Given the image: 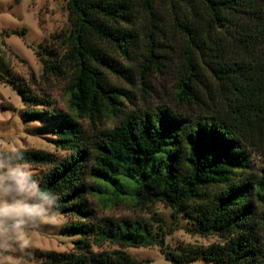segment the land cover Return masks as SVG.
Returning a JSON list of instances; mask_svg holds the SVG:
<instances>
[{
	"label": "trees",
	"instance_id": "1",
	"mask_svg": "<svg viewBox=\"0 0 264 264\" xmlns=\"http://www.w3.org/2000/svg\"><path fill=\"white\" fill-rule=\"evenodd\" d=\"M65 2L70 24L57 34L62 50L42 47L36 54L44 72H68L70 112L38 108L48 105L47 98L0 67V80L12 83L29 105L24 115L57 118L52 142L67 151H16L30 164L44 165L41 186L58 195L55 209L75 217L62 225L77 234L70 249L41 251L44 263L139 264L142 259L124 247L154 244L170 264L196 257L212 264H264V165L251 168V154L264 151L260 2ZM166 61L172 62L176 100L193 107L192 114L166 104L128 107L124 99L133 92L105 71L143 77L160 72ZM89 194L107 206L122 199L138 206L162 201L170 207L169 223L156 212L149 220L97 215ZM179 218L185 232L221 240L168 246L164 237ZM103 242L116 247L91 248Z\"/></svg>",
	"mask_w": 264,
	"mask_h": 264
},
{
	"label": "rangeland",
	"instance_id": "2",
	"mask_svg": "<svg viewBox=\"0 0 264 264\" xmlns=\"http://www.w3.org/2000/svg\"><path fill=\"white\" fill-rule=\"evenodd\" d=\"M66 0H0V67L8 68L10 73L22 77L31 92L47 98L48 105L38 104V108L54 112H70L65 92L68 72L56 76L42 70L41 61L36 50L42 47H52L61 51L59 32H66L69 28ZM258 6L264 11V0H258ZM173 43L172 39H170ZM169 41V42H170ZM109 49V48H108ZM113 55L119 58L117 51L110 48ZM166 55H172L168 52ZM120 59V58H119ZM172 62H165L160 72L152 70L149 75L141 77L137 71L128 78L115 76L105 68L110 80L131 90L133 97L124 99L126 106L153 107L166 104L185 113H191L193 107H187L183 102L176 100L174 91L175 79ZM133 102V103H132ZM29 107L24 103L15 86L7 81L0 80V154L15 149L37 148L50 151L55 155H62L67 151L54 145L51 132L54 119H35L22 113ZM192 114V113H191ZM82 125L86 124L84 118L77 119ZM104 125H110L111 119H104ZM38 177L44 165L30 164ZM264 165V151L251 154V168L256 170ZM92 207L97 215L112 217H125L139 220H149L150 212L159 214L165 222L169 223L170 207L159 200H152L146 205L138 206L126 199L115 200L110 206L103 205L100 199L89 194ZM75 219L71 215L55 209L52 221L37 225L31 230L32 244L27 249H20L13 245L8 249H0V264H46L41 251L69 250L76 233L62 229V225ZM184 219L178 220L175 229L164 237L168 246L183 243L206 244L211 241H220L216 235L190 234L183 230ZM264 243V231L261 232ZM116 246L110 242H103L100 246L91 243L93 250H110ZM129 254L142 259L139 264H170L162 252L154 244L147 246H126ZM187 264L203 263L196 257Z\"/></svg>",
	"mask_w": 264,
	"mask_h": 264
},
{
	"label": "clouds",
	"instance_id": "3",
	"mask_svg": "<svg viewBox=\"0 0 264 264\" xmlns=\"http://www.w3.org/2000/svg\"><path fill=\"white\" fill-rule=\"evenodd\" d=\"M58 199L15 149L0 154V249L29 248L31 230L52 221Z\"/></svg>",
	"mask_w": 264,
	"mask_h": 264
}]
</instances>
